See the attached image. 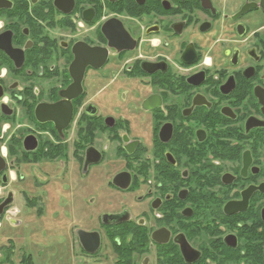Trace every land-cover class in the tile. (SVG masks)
Instances as JSON below:
<instances>
[{
    "label": "flooded vegetation",
    "instance_id": "flooded-vegetation-1",
    "mask_svg": "<svg viewBox=\"0 0 264 264\" xmlns=\"http://www.w3.org/2000/svg\"><path fill=\"white\" fill-rule=\"evenodd\" d=\"M0 210L5 264H264V0H0Z\"/></svg>",
    "mask_w": 264,
    "mask_h": 264
},
{
    "label": "rangeland",
    "instance_id": "rangeland-1",
    "mask_svg": "<svg viewBox=\"0 0 264 264\" xmlns=\"http://www.w3.org/2000/svg\"><path fill=\"white\" fill-rule=\"evenodd\" d=\"M30 216L28 218H26L27 215L25 217L21 216V219L24 220V223L21 227L14 230L15 237H16V240L18 241V243L16 244V258L14 259V263H11V264H22L21 258L23 256L31 257L34 264H53L50 256H45V259L39 258L37 255V251H34L33 247H27L26 249L20 251L21 248H24V246L26 245V242H25L26 237L28 235H30L31 231H32V229L28 230L29 229L28 226H29L30 218H31ZM3 226L4 227L0 230V237H3V238H4V236L13 237V232L11 231L10 227L7 226V224L4 225V223H3ZM9 230H10L11 235L9 234ZM62 231H63V236H65L66 228H64ZM60 236H62V235H60ZM36 237H38V235ZM63 241H64V243H63ZM42 242L44 243L45 241L41 240L40 247L42 246ZM66 242L67 241L64 240V237H63V239L61 238L60 241L59 240H53L52 241V243H54L53 249L58 250V254H59V257H57V259H54V261L56 260V264H69L70 255L67 254ZM3 259L4 258L0 257V264H3L2 263Z\"/></svg>",
    "mask_w": 264,
    "mask_h": 264
},
{
    "label": "trees",
    "instance_id": "trees-1",
    "mask_svg": "<svg viewBox=\"0 0 264 264\" xmlns=\"http://www.w3.org/2000/svg\"><path fill=\"white\" fill-rule=\"evenodd\" d=\"M12 254H13V253H11V252L9 253V260H10V258H11V256H12ZM9 260H5V258H4L2 263L5 264V263H7ZM23 263L26 264V260H24ZM27 264H29V261L27 262Z\"/></svg>",
    "mask_w": 264,
    "mask_h": 264
},
{
    "label": "water",
    "instance_id": "water-1",
    "mask_svg": "<svg viewBox=\"0 0 264 264\" xmlns=\"http://www.w3.org/2000/svg\"><path fill=\"white\" fill-rule=\"evenodd\" d=\"M3 206H1V210H2ZM1 210H0V214H1Z\"/></svg>",
    "mask_w": 264,
    "mask_h": 264
},
{
    "label": "crops",
    "instance_id": "crops-1",
    "mask_svg": "<svg viewBox=\"0 0 264 264\" xmlns=\"http://www.w3.org/2000/svg\"><path fill=\"white\" fill-rule=\"evenodd\" d=\"M23 264V263H22Z\"/></svg>",
    "mask_w": 264,
    "mask_h": 264
}]
</instances>
